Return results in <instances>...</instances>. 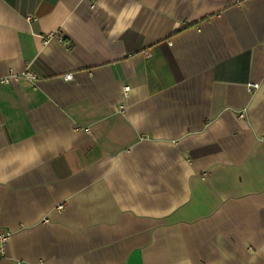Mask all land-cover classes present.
Listing matches in <instances>:
<instances>
[{
  "label": "crops",
  "instance_id": "obj_1",
  "mask_svg": "<svg viewBox=\"0 0 264 264\" xmlns=\"http://www.w3.org/2000/svg\"><path fill=\"white\" fill-rule=\"evenodd\" d=\"M12 75L0 264H264V0H0Z\"/></svg>",
  "mask_w": 264,
  "mask_h": 264
},
{
  "label": "built area",
  "instance_id": "obj_2",
  "mask_svg": "<svg viewBox=\"0 0 264 264\" xmlns=\"http://www.w3.org/2000/svg\"><path fill=\"white\" fill-rule=\"evenodd\" d=\"M29 19V18H28ZM26 78H28L29 80H34L35 79V75L31 74V73H25ZM72 77L71 73H68L66 75H64V79L65 80H70ZM10 79H16L15 75L12 76H0V83H4V82H8ZM257 87V84L255 83H251L247 86V90L249 92H251L253 89H255ZM125 91H127V87L125 89ZM85 131H89L88 128L84 129ZM58 209L62 208L61 205L57 206ZM11 237V233L8 231H1L0 232V253L2 254L4 251V247L6 245V243L9 241ZM39 264H43V263H39Z\"/></svg>",
  "mask_w": 264,
  "mask_h": 264
}]
</instances>
